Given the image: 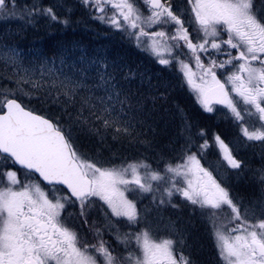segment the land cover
Returning a JSON list of instances; mask_svg holds the SVG:
<instances>
[{"label": "snow or ice", "instance_id": "1", "mask_svg": "<svg viewBox=\"0 0 264 264\" xmlns=\"http://www.w3.org/2000/svg\"><path fill=\"white\" fill-rule=\"evenodd\" d=\"M0 21L18 25L0 30V264H202L197 221L206 264H264V0H0ZM41 21L106 27L147 63L21 48ZM185 90L234 135L194 119Z\"/></svg>", "mask_w": 264, "mask_h": 264}, {"label": "trees", "instance_id": "2", "mask_svg": "<svg viewBox=\"0 0 264 264\" xmlns=\"http://www.w3.org/2000/svg\"><path fill=\"white\" fill-rule=\"evenodd\" d=\"M45 2H49V0H45ZM51 2L64 4L66 3V0H51ZM67 3L72 5L75 4L73 0H67ZM72 19L74 21H83L84 18L81 12L74 8ZM2 29L9 30L4 26ZM93 29H95V31H93ZM107 31L106 27L101 26L97 29L95 25L86 26L82 22L63 27L57 24L47 26L44 21H41L40 25H37L36 27H27L16 37V40L19 46L26 51L29 49H39L48 55H51L61 43L69 45L70 42H75L89 50H96L99 48L107 50L112 55L119 54L126 56L134 60L136 63H147L144 56H142L138 50L128 45L127 42L120 40L118 36L103 35V33ZM76 55H79V53L77 52ZM176 102L184 107L194 119H199L201 123H206L210 128H213L214 125H216L226 129V131H223L224 133L230 131L227 130V122L217 121L215 116H210L209 114L200 115L201 110L198 105L194 103L190 92L187 90L179 92L176 95ZM210 122H213L214 125L210 124ZM174 132L175 128L172 123L165 124L164 121L159 122L157 133L164 144L168 143V138L171 137ZM82 143L86 145L88 144L87 141H82Z\"/></svg>", "mask_w": 264, "mask_h": 264}, {"label": "rangeland", "instance_id": "3", "mask_svg": "<svg viewBox=\"0 0 264 264\" xmlns=\"http://www.w3.org/2000/svg\"><path fill=\"white\" fill-rule=\"evenodd\" d=\"M75 2V0H73ZM5 27L6 29H9L11 31H15L18 27V25L13 22L11 24H8V23H5L3 21H0V30H3L2 27ZM101 44L103 45V43L101 42ZM219 115V114H218ZM215 118L217 119V121H220V122H225L222 118L218 119L216 116ZM210 124H213V122H210ZM227 125V130H231V136L234 135V131L233 129L231 128V126L229 124H226ZM211 130L213 131H226V129L222 128L221 126H216L214 125L213 128H211ZM175 133V132H174ZM174 133L171 135V137L174 136ZM244 148V147H242ZM246 148H250L251 150L254 151V154L256 155H259V152H260V148H259V145H257L255 148H252V147H246ZM250 149H246L244 150L242 153L245 157V155L247 156H251L253 155V152L250 150ZM210 155H209V161H215L216 159V156H215V149L211 150L208 152ZM241 153V154H242ZM208 158V157H207ZM260 160V159H259ZM251 164V163H250ZM253 167H258L259 165H254L253 163L251 164ZM240 176H242V182H238V183H235L236 187L239 189V190H248L250 189L251 187H249V179L247 176H244L243 174H240ZM239 176V177H240ZM232 177H237L236 175H233ZM241 179V178H240ZM244 182V183H243ZM246 184V185H245ZM248 184V185H247ZM195 227V231L193 233V237H194V247H193V252L194 254L196 255V257L203 263V264H206V261H207V257H208V249L209 247H211V245L209 244V247L208 245L205 243L206 240L204 238V235L207 237V234L206 232L204 231L203 229V226L199 224V222L197 221L194 225ZM207 249V251H206ZM211 253V256L209 257V260L211 261L212 260V256H213V253L212 251L210 252Z\"/></svg>", "mask_w": 264, "mask_h": 264}, {"label": "flooded vegetation", "instance_id": "4", "mask_svg": "<svg viewBox=\"0 0 264 264\" xmlns=\"http://www.w3.org/2000/svg\"><path fill=\"white\" fill-rule=\"evenodd\" d=\"M260 163V162H259ZM241 178V179H240ZM231 179H232V181L234 182V184L235 183H238V182H242V176H240V177H231ZM249 187H251V185H250V182H249ZM241 191V193L243 194V193H250L251 191H252V188H250V189H248V190H240Z\"/></svg>", "mask_w": 264, "mask_h": 264}, {"label": "bare ground", "instance_id": "5", "mask_svg": "<svg viewBox=\"0 0 264 264\" xmlns=\"http://www.w3.org/2000/svg\"><path fill=\"white\" fill-rule=\"evenodd\" d=\"M244 183V182H243ZM246 185V184H245ZM248 185V184H247Z\"/></svg>", "mask_w": 264, "mask_h": 264}]
</instances>
